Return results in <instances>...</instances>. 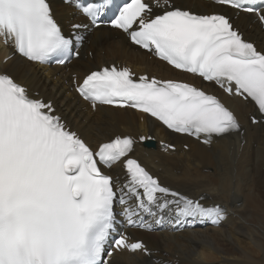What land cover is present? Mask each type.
<instances>
[{
	"label": "snow or ice",
	"instance_id": "obj_1",
	"mask_svg": "<svg viewBox=\"0 0 264 264\" xmlns=\"http://www.w3.org/2000/svg\"><path fill=\"white\" fill-rule=\"evenodd\" d=\"M218 2L236 9L254 4ZM73 3L93 26L109 6L108 0ZM154 4L162 14L153 15L145 0H125L111 24L133 44L154 51L176 69L215 81L228 94L234 90L250 98L264 113V52L245 42L224 15H197L172 6L170 0ZM259 18L264 23V13ZM0 40L20 57L40 64L52 59L65 63L72 44L47 0H0ZM77 91L93 107H132L177 133L203 136L205 143L241 127L215 95L174 80H135L127 67L92 71ZM54 113L51 102L30 95L27 87L0 73V264H112L104 259L105 252L113 254L109 247L147 252L141 241L112 236L117 202L124 206L128 225L140 228H151L142 217L154 209L174 210L177 223L187 217L213 224L224 219L219 205L206 207L171 191L137 160L127 158L134 144L131 137L116 136L93 149ZM122 159L128 175L123 187L101 170V165L111 167ZM131 199L134 205H129Z\"/></svg>",
	"mask_w": 264,
	"mask_h": 264
},
{
	"label": "bare ground",
	"instance_id": "obj_2",
	"mask_svg": "<svg viewBox=\"0 0 264 264\" xmlns=\"http://www.w3.org/2000/svg\"><path fill=\"white\" fill-rule=\"evenodd\" d=\"M172 1L182 9L204 13L218 8L201 0ZM51 7L64 26L67 19L75 18L74 9L60 0H51ZM223 11L234 13L228 8ZM233 21L264 50V33L252 15L239 13ZM89 50L91 58L84 56ZM12 51L10 44L4 45L0 40V71L27 86L29 93L37 92V98L51 100L67 124L88 143L97 144L116 134L139 138L151 133L173 141L177 146L175 151L164 152L159 145L149 148L136 144L134 154L151 175L158 176L172 191L199 199L206 207L219 205L224 210V219L213 224L201 217H187L177 223L164 210L154 209L146 222L151 225V231H132L136 233L133 239H143L150 248V256L115 253L109 259L112 264H264V123L252 124L249 116L255 114V108L250 103L224 95L225 103L235 112L240 131L213 137L204 144L167 132L146 117L140 121L139 113L127 108L98 106L92 112L69 91L70 73L81 76L108 62H124L135 71L160 74L164 78H191L134 47L120 31L94 29L87 36L81 55L69 64V71L66 67L38 66L17 55L2 63ZM183 144L188 145V150ZM109 172L115 185L123 187L127 183L120 161L114 162ZM131 203L135 204V200L131 199ZM157 220L161 222L157 224Z\"/></svg>",
	"mask_w": 264,
	"mask_h": 264
},
{
	"label": "rangeland",
	"instance_id": "obj_3",
	"mask_svg": "<svg viewBox=\"0 0 264 264\" xmlns=\"http://www.w3.org/2000/svg\"><path fill=\"white\" fill-rule=\"evenodd\" d=\"M90 55V54H89Z\"/></svg>",
	"mask_w": 264,
	"mask_h": 264
}]
</instances>
